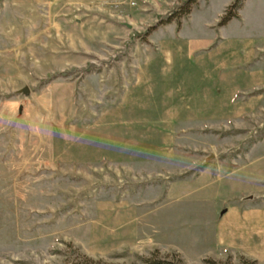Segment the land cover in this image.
I'll use <instances>...</instances> for the list:
<instances>
[{"label":"rangeland","instance_id":"1","mask_svg":"<svg viewBox=\"0 0 264 264\" xmlns=\"http://www.w3.org/2000/svg\"><path fill=\"white\" fill-rule=\"evenodd\" d=\"M186 1L0 0V264H264V0Z\"/></svg>","mask_w":264,"mask_h":264},{"label":"trees","instance_id":"2","mask_svg":"<svg viewBox=\"0 0 264 264\" xmlns=\"http://www.w3.org/2000/svg\"><path fill=\"white\" fill-rule=\"evenodd\" d=\"M193 0H187L184 4V6H181V11H176L174 13L169 14L164 20L166 23H170V21H175L178 24L181 22V18L188 15L191 11V4H193ZM242 0H234L233 3L229 6L226 14L222 17L221 24L227 23L229 20H231L234 17H238L237 15V9L241 7ZM244 260V259H242ZM211 264H218L216 261H208ZM144 264H173L171 261L157 257V256H150L143 259ZM245 264H256L255 261H244Z\"/></svg>","mask_w":264,"mask_h":264},{"label":"water","instance_id":"3","mask_svg":"<svg viewBox=\"0 0 264 264\" xmlns=\"http://www.w3.org/2000/svg\"><path fill=\"white\" fill-rule=\"evenodd\" d=\"M23 92H24V93H28V90H27V89H24Z\"/></svg>","mask_w":264,"mask_h":264}]
</instances>
